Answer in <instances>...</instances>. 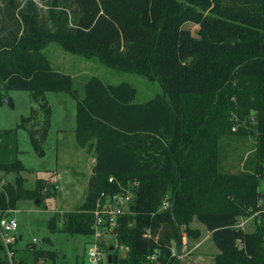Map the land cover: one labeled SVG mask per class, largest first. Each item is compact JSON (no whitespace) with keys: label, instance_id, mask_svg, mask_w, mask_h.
Masks as SVG:
<instances>
[{"label":"trees","instance_id":"obj_1","mask_svg":"<svg viewBox=\"0 0 264 264\" xmlns=\"http://www.w3.org/2000/svg\"><path fill=\"white\" fill-rule=\"evenodd\" d=\"M215 7L222 21L255 31L256 39L220 53L215 74L207 65L204 89L176 92L179 87L172 89L163 74L161 41L171 21L192 16L189 0H0V92L29 91L34 101L45 92L73 95L76 141L96 159L98 180L91 197L74 211L52 217V233L60 229L91 240L95 199L102 191L116 190L108 181L115 176L139 182L133 214L124 217L117 235L118 243L129 248L118 264H144L157 247L165 263L181 264L175 258L168 262L170 248L174 242L181 246L182 227L200 236L191 228L195 219L207 226L218 250L210 264H264V0H217ZM50 42L75 55H95L113 69L159 80L164 93L138 103L130 83L108 85L92 76L80 99L74 77L56 71L44 54ZM42 103V131L29 130L37 151L50 128L51 109ZM38 116L19 128L31 121L36 126ZM17 131L0 130V176H16V184L0 192L2 210L44 196L42 180L33 189L25 186ZM250 138L251 153L235 160L236 144ZM227 159L234 169L225 168ZM167 196L172 206L163 210ZM254 214L248 229L239 227L240 219ZM146 228L159 236L158 244L144 239ZM18 242L13 264H25ZM35 250V261L61 264L57 252ZM86 252L77 264H85ZM0 264H11L1 240Z\"/></svg>","mask_w":264,"mask_h":264},{"label":"rangeland","instance_id":"obj_2","mask_svg":"<svg viewBox=\"0 0 264 264\" xmlns=\"http://www.w3.org/2000/svg\"><path fill=\"white\" fill-rule=\"evenodd\" d=\"M189 1L192 16L182 21H171L161 41L163 74L172 89L179 87L176 92L194 87L195 90L204 89L207 65L212 67L215 74L220 53L239 50L243 48L239 44L251 43L256 39L255 31L237 29V26L222 21L216 15L217 0ZM38 4L44 11V5L40 2ZM44 54L56 71L74 77L80 99L84 98L85 83L92 76L101 78L108 85L130 83L138 91V103L147 102L154 96L164 93L159 80L152 82L142 74L113 69L103 64L95 55L69 53L56 42H50ZM8 99L13 100L14 108L8 105ZM44 100L51 109L50 128L46 140L40 143L42 151H37L32 144L29 130L42 131L45 114L41 112V105ZM36 112L40 119L36 126L35 122L31 121L25 128H19L25 119L32 118ZM76 116L77 100L71 94L45 92L43 97L34 101L29 91L0 92V130H18V158L25 167L21 174L26 179L25 186L27 189H33L37 181L42 180L45 187L42 200L40 198L24 200L20 202L18 209L10 208L13 212L11 215L15 216L19 223L17 249L19 260L22 258L25 264H54L52 260L45 261L42 258L35 261L34 249L57 252L59 255L57 263L77 264L79 256L81 257L90 247V240L84 236H71L60 229L57 233H52L49 228L52 217L74 211L89 199L98 180L96 173H92L93 166L88 155L92 152L81 148L76 141ZM36 138L41 141L42 137ZM253 144L254 138L237 143L235 160L240 158L237 156L244 157ZM228 147L229 145L226 146V151L231 155ZM230 164L227 159L225 168L234 169ZM0 181L4 186L9 183L15 185L16 176L3 175ZM260 191L264 195V179L260 181ZM38 200L39 203L36 204ZM256 216L254 214L248 219H240L241 223L244 221L242 228L248 229V224L250 225ZM63 222L64 219H61V226ZM191 228L200 232V236H190L186 227H182L184 235L187 236L189 250L193 252L189 257L180 260L181 264L213 263L218 250L211 240L209 229L197 219L191 223ZM47 239H51L52 242L47 243Z\"/></svg>","mask_w":264,"mask_h":264},{"label":"built area","instance_id":"obj_3","mask_svg":"<svg viewBox=\"0 0 264 264\" xmlns=\"http://www.w3.org/2000/svg\"><path fill=\"white\" fill-rule=\"evenodd\" d=\"M108 181L110 185L116 187V190L102 191L95 199L92 225L94 236L89 241L90 247L86 252L87 262L85 264H115L109 262L110 255L118 256L119 261L121 256H125L129 252L128 247L118 243L117 235L123 227L124 217L133 214L132 202L134 201L139 182H123L115 176H110ZM3 187L4 183L0 181V192L3 191ZM171 200L170 196L165 198L162 206L163 210L172 206ZM12 213L10 209H0V240L6 249L11 264H13L15 258L13 246L19 240V223L16 217L11 215ZM243 224H239V227H243ZM143 237L146 240H151L158 244L159 236L154 234L152 228H146ZM181 243V247H178L176 242L173 243L170 248L171 254L168 262L174 258L176 260H182L185 257H189L193 252V250H189L187 236H182ZM112 247L114 250L107 252V249ZM162 258V251L157 247L147 255L144 264H168Z\"/></svg>","mask_w":264,"mask_h":264},{"label":"water","instance_id":"obj_4","mask_svg":"<svg viewBox=\"0 0 264 264\" xmlns=\"http://www.w3.org/2000/svg\"><path fill=\"white\" fill-rule=\"evenodd\" d=\"M7 103H8V105L11 107V108H14L15 106H14V102H13V100L12 99H8L7 100ZM37 203H39V200L38 201H36V204ZM182 236L180 235V238H181ZM181 247V246H180ZM111 251H113L114 250V248L112 247L111 249H110ZM109 262L110 263H115V264H117L118 263V256H113V255H110L109 256Z\"/></svg>","mask_w":264,"mask_h":264},{"label":"crops","instance_id":"obj_5","mask_svg":"<svg viewBox=\"0 0 264 264\" xmlns=\"http://www.w3.org/2000/svg\"><path fill=\"white\" fill-rule=\"evenodd\" d=\"M87 151V150H86ZM88 152V151H87ZM93 152L91 153V154H88L89 155V157H91V162H92V165L91 166H93V170H92V173H96V171H95V165H96V159H95V156H93ZM58 189H59V187H58Z\"/></svg>","mask_w":264,"mask_h":264}]
</instances>
